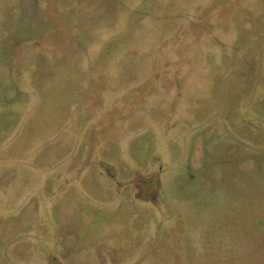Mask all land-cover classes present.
Here are the masks:
<instances>
[{
  "label": "rangeland",
  "instance_id": "374dc122",
  "mask_svg": "<svg viewBox=\"0 0 264 264\" xmlns=\"http://www.w3.org/2000/svg\"><path fill=\"white\" fill-rule=\"evenodd\" d=\"M7 72V78L0 77V103L11 98L1 115L14 113L23 120L25 110L11 100L23 99L27 91L44 92L41 112L29 115L44 124L39 140L32 139L29 158L42 151L50 161L49 173L58 172L54 164L67 161L71 151L91 153L101 125L105 132L112 126L115 133L127 128V135L119 137L125 148L129 135L140 140L137 145L141 140L150 145L142 133L154 129L156 138L184 133L190 146L182 149L185 155L191 148L192 153L203 152L196 179L189 180L186 170L175 184L176 194L196 202L184 203L196 211L188 221L185 211L177 213L183 205L176 194L165 193L168 206L159 209L155 221L162 224V237L178 232L160 261L264 264V0H0V75ZM160 94L167 98L158 103ZM188 94L190 109L181 110ZM174 96L181 99L177 105L169 100ZM155 102L156 115L151 112ZM64 107L71 109L68 120ZM141 110L140 123L117 125L120 117ZM88 118L85 140L77 132ZM62 137L71 148L63 152L57 150L64 146ZM171 146L178 153L181 145ZM148 155L139 169L129 164L130 182L157 177L161 163L150 165ZM162 164L164 169L173 165L169 158ZM5 192L0 197L9 194V186ZM221 194L222 205L213 202ZM80 196L89 199L81 186L73 201H66L62 218L71 214ZM213 206L215 216L208 214ZM163 240L158 248L163 249ZM37 256L30 257L31 263L40 262Z\"/></svg>",
  "mask_w": 264,
  "mask_h": 264
},
{
  "label": "flooded vegetation",
  "instance_id": "af4514ba",
  "mask_svg": "<svg viewBox=\"0 0 264 264\" xmlns=\"http://www.w3.org/2000/svg\"><path fill=\"white\" fill-rule=\"evenodd\" d=\"M53 75L51 79L56 76L54 73ZM0 77L7 78L8 72ZM29 79L30 76L24 78L29 84L26 85L34 90L33 83L28 82ZM48 80L50 79L48 78L44 83L45 86ZM125 94L126 92H119L118 95L124 97ZM21 95L26 96L17 99L19 101L16 102L13 101L14 99L11 100V104L16 105L15 108L18 110H25L23 120L17 118L14 113L9 116L1 115V110L10 103L5 100L11 97L2 98L3 102L0 103V194L6 193L5 189L9 186V194L0 197V264H33L30 257L36 258L38 254L37 258L40 259L38 264H145L147 261V264H166L160 259L165 254L168 256L171 248V242L168 241L172 240L170 237L178 231L173 234L166 233V236L162 237V224L158 225L155 219L160 214L159 211H163L168 206V195H165L167 189L176 194L175 184L184 176L186 170L189 180L196 179L205 161L203 152L196 150L192 153L191 148L185 155L186 152L184 153L182 149L190 146L187 145L188 141L184 133V135L178 134L174 139L167 134L156 138L154 129L144 130L145 133H142L143 137H149L150 145L144 141L142 145V140L140 145H137L140 140L132 139L129 135L128 141H130L129 144L128 141L126 142L128 146L125 148L119 137L125 132L127 135V128L116 130L115 133L114 130L117 128L112 126L108 132H105V127L101 125L98 128L100 133L98 144L92 148L91 153L87 154L81 149L75 155L76 152L71 151L72 156L67 161L59 160L54 164L58 172L49 173L45 169L50 161L42 151L34 158H29V153L34 148L32 139L36 142L39 140L38 134L44 126L42 123L38 125L37 122L30 120L29 115L38 112V108L42 107L41 98L44 92L32 94L31 91H27L26 94ZM189 95L185 97L183 108L179 107L181 110L190 109L189 104L192 99ZM165 98L167 97L160 94L157 102L161 103ZM169 100L174 105L181 99L174 96L172 99L169 97ZM152 105L154 109L151 112L158 111L156 102ZM70 110L64 107L63 118L68 120L67 113L71 114ZM142 113L144 112L141 110L133 117L128 116L129 118L126 119L120 117L117 125L131 127L138 124L143 119ZM87 120L85 128L80 131L78 129L77 132L78 135L84 133L82 137L85 136V140L91 125L90 119ZM164 121L165 119H162L159 122L163 125ZM194 134L195 132L190 136L193 138ZM60 142L64 146L57 148L58 151L63 152L64 149L69 148L65 145L63 137L60 138ZM173 142H179L182 146H179L178 153L173 151L171 146ZM120 145L126 150L121 151ZM22 148L23 153L18 151ZM18 153L23 156H16ZM110 153L113 155L108 156ZM146 154L151 157L150 165L152 162L161 163L157 177L149 179L141 177L136 183L130 182L127 173L129 164L133 165L135 170L139 169ZM167 158L173 165L164 169L162 163H165ZM6 160L8 166L4 165ZM188 179L186 178L187 181ZM56 185L60 186L58 195L52 193ZM79 186L88 192L89 199L80 196L82 199L74 202L75 207L71 214L62 218L66 201H73L78 194ZM30 187L33 188L26 191ZM46 193H48L47 198ZM176 196L183 205L178 207V214L185 211L187 217L196 212L192 213V208L184 205L191 201L189 203L194 206L196 203L194 199L188 198V195L185 198H181L178 194ZM219 197L213 202L223 203L221 200L223 194ZM210 201L206 207L209 206ZM213 209L208 214L215 216L218 214V209L216 206H213ZM202 212L205 213L204 210H200L199 213ZM188 220L187 217L186 221ZM63 226L71 227L64 229ZM162 238L163 249L157 247ZM192 246L197 248L195 243L194 245L192 243ZM149 255L153 260L148 259Z\"/></svg>",
  "mask_w": 264,
  "mask_h": 264
}]
</instances>
